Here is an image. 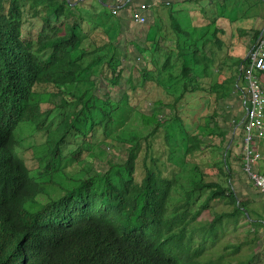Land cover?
<instances>
[{"label":"trees","instance_id":"1","mask_svg":"<svg viewBox=\"0 0 264 264\" xmlns=\"http://www.w3.org/2000/svg\"><path fill=\"white\" fill-rule=\"evenodd\" d=\"M85 1L0 0V264H261L254 248L264 239V193L248 176L245 192L233 187L234 134L219 114L238 99L232 118L244 133L242 70L263 29L252 30L244 54L236 47L264 1L133 0L124 9L99 1L95 19L75 10ZM128 23L144 26L145 42L131 41L142 64L124 78ZM125 112L132 122L118 131ZM22 124L29 135L14 138ZM40 134L41 144L28 145ZM118 149L122 157L103 160ZM204 153L218 180L195 161ZM255 153L264 175V152ZM221 202L230 210L198 220ZM240 218L246 239L213 256Z\"/></svg>","mask_w":264,"mask_h":264},{"label":"rangeland","instance_id":"2","mask_svg":"<svg viewBox=\"0 0 264 264\" xmlns=\"http://www.w3.org/2000/svg\"><path fill=\"white\" fill-rule=\"evenodd\" d=\"M71 1H76V0H71ZM208 2V1H207ZM204 3H206V1H204ZM195 3H186L184 4L185 7L190 8L191 6H193ZM93 6H98V8H101L100 6V2L99 0H86L83 3H77V5L75 6V10L79 11L80 13H82V15L88 17V18H93L95 19V12L91 9ZM104 7L101 8L100 10L98 9V13H104ZM258 15L259 18L254 19V20H250L247 23V26L249 27L248 32L246 33V35H244L241 39L238 40V46L236 47V49H240L241 50V55L244 54V47H246L247 45H252L250 38L253 35V31L252 30H260L264 28V7L259 8L258 10ZM261 18V19H260ZM130 22V21H129ZM127 24V23H126ZM128 27L125 26V24L123 25V34H120L121 37V42L123 44V46H127V53H129V57L126 59L122 60V68H124V78H126L130 72H131V65L135 63H139L142 64V61H137V53L134 50L133 46L130 44L132 40L136 41L138 44L142 42V44H140L141 46H143V42H145L143 40V32L142 30L144 29L143 27H137L135 28L133 24L128 23ZM241 24H237V28H239ZM243 26H246V24H243ZM251 28V29H250ZM236 36V40H237V34H235ZM137 38V39H136ZM124 40V41H123ZM95 82V81H94ZM98 80H97V85L100 87V90H103L104 88H106L107 83L106 82H102L101 84H98ZM114 96H116V94L113 92L112 93ZM153 97L155 96H162L160 91H157L156 93L154 92ZM186 106V105H185ZM183 106V107H185ZM147 107H149V105L146 106L147 110H150V108L148 109ZM222 112L225 111V114L220 113L219 114V124L220 127L224 130H232V134L233 138L230 140L228 148L231 150V156L232 160H233V164H234V170L236 171L233 178V187L235 188V190H240L242 192L246 191V184L249 180V178H247V174L245 173V170L241 167V163H242V159H243V132L240 128L241 125L236 126V123L233 121L234 118H232V116H234L235 111H238L237 114L241 113V109H240V102L238 99H234L232 101L226 102V104L223 106V108L221 109ZM164 111V117L166 118V120H168L169 116H170V112L167 109H163L162 112ZM182 113L184 112V110H181ZM229 113L228 118H232L231 121H227L225 120V116L226 113ZM132 114L128 115L127 112L124 113L123 117L124 119H119L118 118V123L119 126L117 127L118 131L122 130V126L124 125V127H127L125 124L132 122V120H128V119H132ZM227 118V119H228ZM170 120V119H169ZM169 122V121H168ZM15 133H18L15 135ZM21 133L23 136H28L30 131H29V126L27 124H22L21 126H19L15 132H14V138L17 136V138L21 139L20 134ZM29 144H41L43 142V140H45L44 136L42 134L40 135H36V136H32L29 139ZM18 142V140H17ZM207 142H212L210 139ZM262 144L264 145V142H262ZM16 147H18L16 145ZM257 145L255 146V149H258V152H264V147H261ZM70 150V147H66V150L64 153H67ZM20 152H23L24 149L23 148H19ZM30 151L34 154L33 149H30ZM207 152V151H206ZM205 152V153H206ZM204 153V154H205ZM17 154L20 156V154L17 151ZM36 154V153H35ZM37 155V154H36ZM38 156V155H37ZM115 158H119L123 156V152L122 150H115L114 152L112 151H108V153L106 155H104V158H110V157H114ZM23 158L27 161L26 165L28 167V169L31 171V173L33 174H37L36 173V163L35 161L30 157V153H27V151L23 154ZM194 161V158L192 159ZM211 160H212V155L209 154H205V155H200L197 156L195 158V161L200 163V164H204L206 165V170L205 172H209L212 176H214V178H216V180H218L219 178L216 176L217 172L215 173L213 170L209 169L208 165H211ZM99 162V161H97ZM103 165L98 166L97 168L100 170L102 168ZM105 166V165H104ZM258 167V166H257ZM256 167V168H257ZM260 167V165H259ZM255 168V169H256ZM258 170V169H257ZM33 174H31V176L35 177ZM40 183H42V179L38 180ZM222 182V181H221ZM240 194V193H239ZM246 197V196H245ZM244 196L240 195V200H244L246 199ZM230 208L228 207V205H225L224 202H221L219 204L214 205L210 210L204 211L200 218L198 220L200 221H211L212 217L214 214L216 213H220L222 211H229ZM246 221L244 218H240L239 223H238V230L237 232L233 231L230 227H228V231L224 234V235H219L218 238L220 239L219 241V245L218 247L214 250V251H209L213 256H217L219 253L222 252V249L226 246V244H236L239 242H242V240L246 239V230L247 228H249V225L245 224ZM214 239V236H210V239L207 241L206 245L207 246H214V242L212 241ZM250 252V250H247V248H243L242 253H240V255L244 256L247 255ZM254 252L257 253V256H259L260 258V263L264 264V239H262L261 241H259V243L256 244L255 248H254ZM208 255V254H207ZM210 255H208L209 257ZM239 259V255L235 256V258H233V260H238Z\"/></svg>","mask_w":264,"mask_h":264},{"label":"built area","instance_id":"3","mask_svg":"<svg viewBox=\"0 0 264 264\" xmlns=\"http://www.w3.org/2000/svg\"><path fill=\"white\" fill-rule=\"evenodd\" d=\"M110 5V7L123 8L133 0H99ZM165 2L171 0H154L153 2ZM264 1V0H263ZM151 4H145L143 9L150 10ZM133 21L143 25L146 22L141 14L133 13ZM247 58L248 67L242 70L245 83V91L241 99L244 108L246 127L243 136V161L244 170L255 187L264 193V175L254 170L256 161L255 141L264 140V88L261 84V77L264 78V28L257 41L251 47Z\"/></svg>","mask_w":264,"mask_h":264},{"label":"clouds","instance_id":"4","mask_svg":"<svg viewBox=\"0 0 264 264\" xmlns=\"http://www.w3.org/2000/svg\"><path fill=\"white\" fill-rule=\"evenodd\" d=\"M101 3H103V2H101ZM105 3V2H104ZM106 5H109V4H107L106 3ZM153 7V6H152ZM124 9V8H123ZM151 10V9H150ZM145 11H147V10H145ZM30 172V174H33V173H31V171H29ZM34 176H35V174H33Z\"/></svg>","mask_w":264,"mask_h":264},{"label":"crops","instance_id":"5","mask_svg":"<svg viewBox=\"0 0 264 264\" xmlns=\"http://www.w3.org/2000/svg\"><path fill=\"white\" fill-rule=\"evenodd\" d=\"M108 6H110V5H108ZM128 11H130V10H128ZM148 12H150V10L145 11L144 14H145V13L148 14ZM131 14H132V12H131Z\"/></svg>","mask_w":264,"mask_h":264}]
</instances>
